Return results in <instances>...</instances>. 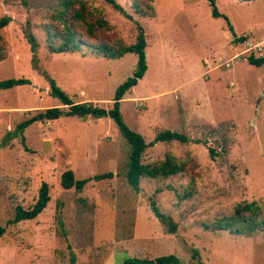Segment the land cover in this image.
<instances>
[{
	"label": "rangeland",
	"instance_id": "obj_1",
	"mask_svg": "<svg viewBox=\"0 0 264 264\" xmlns=\"http://www.w3.org/2000/svg\"><path fill=\"white\" fill-rule=\"evenodd\" d=\"M85 1L88 20H107L111 29L93 40L80 28L82 52L52 54L46 26L57 0H0V19L12 18L0 33L7 53L0 82H31L0 90V264H125L170 255L181 264H264V65L247 60L264 56V0H215L228 20L214 18L207 0H154L155 18L136 14L133 0H117L132 19L105 0ZM28 26L39 43L36 63ZM138 26L148 70L121 101L122 120L147 145L164 131L189 138L147 148L144 164L172 156L188 170L144 178L139 193L125 177L131 146L109 117L63 115L29 126L24 141L14 136L48 109L69 110L50 95V78L75 103L112 109L138 56L111 60L85 46L133 45ZM69 170L91 180L82 191L63 188ZM108 173L114 178L93 179ZM43 183L50 194L43 213L9 225L18 207L34 206ZM152 202L175 232L155 217Z\"/></svg>",
	"mask_w": 264,
	"mask_h": 264
},
{
	"label": "trees",
	"instance_id": "obj_2",
	"mask_svg": "<svg viewBox=\"0 0 264 264\" xmlns=\"http://www.w3.org/2000/svg\"><path fill=\"white\" fill-rule=\"evenodd\" d=\"M110 6H112L116 11L125 16L126 18L132 19V17L126 12L121 4L117 0H105ZM146 1V3H145ZM211 9L212 16L214 18L223 17L216 6L215 0H207ZM245 2L255 1V0H242ZM154 0H133V8L136 14L142 17L155 18L156 10L153 7ZM85 0H57V11L53 16L51 24L46 26L47 32V42L48 47L52 54H66V53H80L84 47L83 39L79 33V29H85L86 35L95 40L96 34L101 30H110L111 25L107 20H96L90 22L87 18L88 11L86 8ZM228 20V19H227ZM12 22V18L5 16L0 19V33L7 28ZM58 24L62 29L55 27ZM138 36L136 43L133 45H127L125 43H117L116 46L107 45H94L87 44L85 47L91 49L90 52L98 57H104L106 59L116 60L122 59L127 54H136L138 56V64L136 71L133 76L124 82L116 91L115 99L113 101V107L110 110L98 107L94 103H75L70 99L56 84L53 79H49L51 92L50 95L58 99L61 105L67 107L69 110L64 111L60 107H55L46 110L37 116L30 118L18 125L15 137L22 136V141H24L23 134L25 130L36 122H46L58 120L61 116L65 115L67 117H78L82 119L88 118H111L118 126L120 133L126 139V141L131 146V154L128 163V167L125 172V177L128 184L136 191L141 190V181L144 178H169L172 176H177L180 174H185L188 170L186 164L178 162V160L172 156L166 157L162 162L155 163L152 165H146L143 163V155L149 146H153L156 143H182L186 144L189 142V138L183 134L173 131H164L160 133L154 142L147 145L145 139L138 133L132 131L122 120L120 113V104L124 96L131 92V90L137 86L138 82L142 80L148 70L147 66V42L145 39V33L141 26H138ZM1 37V36H0ZM25 37L30 45L33 62L36 63L37 53L39 49V43L36 36L30 31L29 26L25 31ZM60 41V44L56 46L54 40ZM237 42H245L244 38L236 40ZM7 59L6 49L0 45V63ZM248 62L256 67H262L264 65V56L260 58H255L251 56L247 59ZM30 80L25 78L22 79H10L0 82V90H10L15 87L30 85ZM213 157L214 152L211 151ZM114 174H101L95 176L93 179L95 181H102L105 179H113ZM91 180H76L74 172L69 170L63 174L62 186L65 189H77L82 191L84 187ZM50 201L49 186L47 183H43L33 207L28 210L18 207L16 209L15 217L9 221V225H15L23 221H29L36 219L43 211L47 208ZM152 212L155 217L165 226L169 227L171 233L175 232L176 227L168 216L163 214L157 205L151 203ZM5 234V228L0 225V239ZM125 264H181L180 260L174 256H165L157 259H138L130 258L126 260Z\"/></svg>",
	"mask_w": 264,
	"mask_h": 264
}]
</instances>
